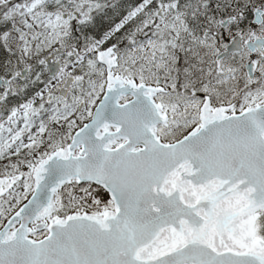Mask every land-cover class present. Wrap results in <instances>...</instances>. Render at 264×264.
Masks as SVG:
<instances>
[{
  "label": "snow or ice",
  "instance_id": "6c2138e0",
  "mask_svg": "<svg viewBox=\"0 0 264 264\" xmlns=\"http://www.w3.org/2000/svg\"><path fill=\"white\" fill-rule=\"evenodd\" d=\"M110 7L0 0V264H264V0Z\"/></svg>",
  "mask_w": 264,
  "mask_h": 264
},
{
  "label": "flooded vegetation",
  "instance_id": "af4514ba",
  "mask_svg": "<svg viewBox=\"0 0 264 264\" xmlns=\"http://www.w3.org/2000/svg\"><path fill=\"white\" fill-rule=\"evenodd\" d=\"M125 1H127V0H115V2H117V4L115 5V7L114 8L110 7V8H108V9L105 10L106 13L104 15L109 14V13H110V15H109L108 18L107 17L104 18V19H107V21L104 22L103 25H102L101 19H102V17L104 15L102 17H100L101 19L99 18V21H98V23L96 25L99 24V25H102V27L100 28L101 29L100 30L101 33L97 36L98 38L101 37L108 30H110L113 27H115V25H117L118 22L121 21L127 15V11L128 10H130L131 8L133 9V7H136V6H138L141 3V0L131 1L130 4L126 3L129 6V8H127L126 10L123 11L121 9L122 4H119V3H124ZM221 1H223V2H220V3H224L225 2V0H221ZM111 2H114V1H111ZM111 2L109 1L110 4H111ZM182 2H183V0H182ZM229 2H231V0H229ZM215 5L216 4L210 2V11H211L212 14L218 15V16L221 15V14H223L225 16H227L228 14H230V11H231L230 9L227 10V11H223V13L216 12L215 11ZM134 27H135V23L132 22V21H130L128 24L125 25V27L123 29H121V31L119 33H116V36L119 37V36H121L123 34L126 35ZM138 39L141 40V41H143L145 39V37L143 35H140L138 37ZM113 42H115V38H114ZM225 42L230 43V41H228L227 38H225ZM3 51H4L3 57H6L5 50L3 49ZM7 58L8 59L5 58V60L15 61L14 56H8ZM1 67L2 66H0V68ZM6 71L7 70H1L0 71V76H3L5 78H8V75L7 74L5 75ZM0 91H2V89H0ZM12 99H16V98H10L9 101H11Z\"/></svg>",
  "mask_w": 264,
  "mask_h": 264
},
{
  "label": "rangeland",
  "instance_id": "374dc122",
  "mask_svg": "<svg viewBox=\"0 0 264 264\" xmlns=\"http://www.w3.org/2000/svg\"><path fill=\"white\" fill-rule=\"evenodd\" d=\"M109 1L111 2V1H114V2H111V4H114V5H116L117 4V2H115V0H106V2L107 3H109ZM131 1H134V0H127V1H125L124 3H119V4H126V3H128V4H130V2ZM14 2H18V0H15ZM210 2H212V3H214V4H217L218 2H223V1H221V0H210ZM128 8H129V6H128ZM134 8V7H133ZM130 10H132V8L130 9ZM106 13V11L103 13V14H98V15H95V20H94V25L91 27V28H89V29H87L86 30V32H85V34L86 35H89V36H93V37H96V38H98L97 36L101 33L100 32V28L102 27V25H103V23L104 22H106L107 21V19H104L105 17H109V15H110V13L109 14H106V15H104ZM104 15V16H103ZM103 16V17H102ZM249 16H250V14H249ZM100 17H102V19L100 18ZM99 18L101 19V21H102V25H96L97 23H98V21H99ZM76 35H79L78 33H75ZM122 47H123V45H121ZM3 55H4V51H3V48H0V66H2L1 68H0V71L1 70H7V67H6V64H7V61L8 60H5V58L6 59H8L7 57L8 56H10L6 51H5V55H6V57H3ZM14 59L16 60V57H14ZM5 61V62H4ZM13 63H15V61H12ZM8 75V70L6 71V73H5V75ZM47 75V73L45 72V76ZM39 87V86H38ZM34 91H36V88H33V89H30V93L31 92H34ZM19 99H24V97H20V98H16V99H12L11 101H9V102H7V105L8 106H11V105H15V104H17L18 102H19ZM3 110H6V109H3Z\"/></svg>",
  "mask_w": 264,
  "mask_h": 264
},
{
  "label": "trees",
  "instance_id": "16d2710c",
  "mask_svg": "<svg viewBox=\"0 0 264 264\" xmlns=\"http://www.w3.org/2000/svg\"><path fill=\"white\" fill-rule=\"evenodd\" d=\"M259 2V0H257ZM100 198L103 199L104 198V194H100Z\"/></svg>",
  "mask_w": 264,
  "mask_h": 264
},
{
  "label": "bare ground",
  "instance_id": "6f19581e",
  "mask_svg": "<svg viewBox=\"0 0 264 264\" xmlns=\"http://www.w3.org/2000/svg\"><path fill=\"white\" fill-rule=\"evenodd\" d=\"M5 62V61H4Z\"/></svg>",
  "mask_w": 264,
  "mask_h": 264
}]
</instances>
